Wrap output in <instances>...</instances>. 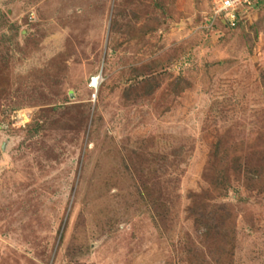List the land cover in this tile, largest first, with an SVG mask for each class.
Here are the masks:
<instances>
[{
    "label": "rangeland",
    "instance_id": "rangeland-1",
    "mask_svg": "<svg viewBox=\"0 0 264 264\" xmlns=\"http://www.w3.org/2000/svg\"><path fill=\"white\" fill-rule=\"evenodd\" d=\"M210 8L0 0V264H264V2Z\"/></svg>",
    "mask_w": 264,
    "mask_h": 264
},
{
    "label": "built area",
    "instance_id": "built-area-1",
    "mask_svg": "<svg viewBox=\"0 0 264 264\" xmlns=\"http://www.w3.org/2000/svg\"><path fill=\"white\" fill-rule=\"evenodd\" d=\"M212 3L211 23H214L219 17H223L222 21L226 25L235 28L238 24H244L249 15L254 13L258 5H262L264 0H210ZM240 7V8H239ZM246 21L243 23V19ZM104 76L102 71L90 78L89 88L97 93L102 85Z\"/></svg>",
    "mask_w": 264,
    "mask_h": 264
},
{
    "label": "trees",
    "instance_id": "trees-1",
    "mask_svg": "<svg viewBox=\"0 0 264 264\" xmlns=\"http://www.w3.org/2000/svg\"><path fill=\"white\" fill-rule=\"evenodd\" d=\"M151 93V92H150Z\"/></svg>",
    "mask_w": 264,
    "mask_h": 264
}]
</instances>
